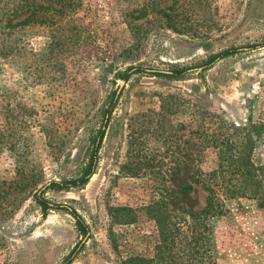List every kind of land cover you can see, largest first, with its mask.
<instances>
[{
	"label": "rangeland",
	"instance_id": "obj_1",
	"mask_svg": "<svg viewBox=\"0 0 264 264\" xmlns=\"http://www.w3.org/2000/svg\"><path fill=\"white\" fill-rule=\"evenodd\" d=\"M79 1L67 55L32 25L24 56L0 59V264H264L256 201H226L203 228L188 216L205 206L216 138L264 124V0L155 1L180 19L143 23L139 42L122 9L145 0ZM99 128L94 173L45 190L59 208L44 216L31 192L79 178ZM251 158L264 165V133Z\"/></svg>",
	"mask_w": 264,
	"mask_h": 264
},
{
	"label": "trees",
	"instance_id": "obj_2",
	"mask_svg": "<svg viewBox=\"0 0 264 264\" xmlns=\"http://www.w3.org/2000/svg\"><path fill=\"white\" fill-rule=\"evenodd\" d=\"M159 0H145V2L133 8H123L124 23L134 41L139 42L144 37L143 23L149 24L157 20L170 25L178 21L180 15L175 12L158 10L156 2ZM179 2V0H173ZM130 0H128V3ZM79 0H0V59L13 60L24 56L22 30L32 25L47 26L51 30L52 42L49 45V54L64 57L70 48L66 45L72 43V23L70 15L79 7ZM173 29V28H172ZM232 52L226 51L216 55L210 60H221ZM65 54V55H64ZM183 72H171L170 77H179ZM126 79V77L124 78ZM264 133V124H250L249 126H233L232 136H221L215 140L217 148V169L210 173L208 182L202 183V188L207 192L205 206L198 213H189L190 219L199 228H203L204 222L213 218H219L226 212V201L249 199L257 202L259 208L264 209V165L256 166L252 162V151L257 138ZM104 133L97 130L91 139L90 148L87 150L88 161L79 178L73 180L50 181L44 189L32 191L34 202L45 216L49 210L58 209L59 206L50 203L41 195L45 190L68 191L85 185L94 173L95 161ZM235 136V138H233ZM233 138V139H232ZM210 180V181H209ZM190 189V187H188ZM33 190V189H32ZM1 195L0 197H3ZM75 213V212H72ZM160 237L166 241L172 235L171 216H162L158 220ZM175 230V228H174ZM173 230V231H174ZM80 231L84 233L80 227ZM199 238L203 240L204 233L199 231ZM201 236V237H200ZM203 238V239H202ZM71 258L66 257L65 262ZM123 264H149L143 258H130Z\"/></svg>",
	"mask_w": 264,
	"mask_h": 264
}]
</instances>
